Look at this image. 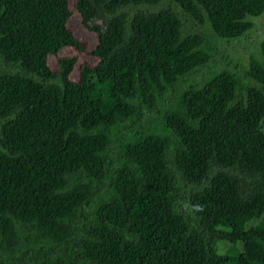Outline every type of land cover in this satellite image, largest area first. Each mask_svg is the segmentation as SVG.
<instances>
[{
    "label": "trees",
    "instance_id": "1",
    "mask_svg": "<svg viewBox=\"0 0 264 264\" xmlns=\"http://www.w3.org/2000/svg\"><path fill=\"white\" fill-rule=\"evenodd\" d=\"M162 1L75 0L73 82L69 0H0V264H264V39L176 90L212 59L182 15L230 40L264 0Z\"/></svg>",
    "mask_w": 264,
    "mask_h": 264
},
{
    "label": "rangeland",
    "instance_id": "2",
    "mask_svg": "<svg viewBox=\"0 0 264 264\" xmlns=\"http://www.w3.org/2000/svg\"><path fill=\"white\" fill-rule=\"evenodd\" d=\"M74 2L75 0H69L71 14L67 26L73 32L75 38L80 42V47H62L57 53L48 55L47 63L49 67L55 71L59 58L75 57L76 63L69 74V80L76 82L80 79L81 66L84 64L96 66L99 63V57L93 53L98 43V34L83 23L80 14L74 7ZM169 5L179 10V7L170 0H163L160 6ZM149 8L156 10L158 7ZM182 19L185 23L186 31H198L205 34L212 48V59L207 66L196 68L191 72L185 82L178 84L176 90H180L186 84L200 83L213 71L223 68L236 72L243 82H254V80L246 75V71L249 68L251 57L261 58L260 42L264 39V12L259 16L250 17L254 22V27L251 30L239 38L237 37L230 40L216 37L207 24H202L188 15H182ZM93 22L98 24L104 23L103 18H97ZM0 66L5 67L1 60Z\"/></svg>",
    "mask_w": 264,
    "mask_h": 264
}]
</instances>
